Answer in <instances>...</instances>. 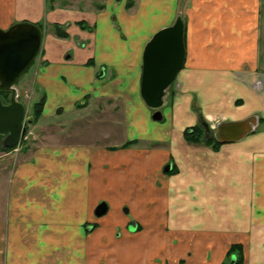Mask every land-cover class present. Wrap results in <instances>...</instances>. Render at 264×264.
I'll use <instances>...</instances> for the list:
<instances>
[{
    "label": "crops",
    "instance_id": "crops-1",
    "mask_svg": "<svg viewBox=\"0 0 264 264\" xmlns=\"http://www.w3.org/2000/svg\"><path fill=\"white\" fill-rule=\"evenodd\" d=\"M126 3L0 0L1 30L41 25L40 52L16 90L28 82V101L38 94L44 101L33 148L11 169L1 161L7 181L0 192V264H226L231 245L242 246V264H264V0H134L130 9ZM178 16L185 60L168 122L157 127L139 93L142 52ZM109 101L119 103L123 119L116 146L135 142L127 149L109 152L103 140L66 143L53 132L61 124L45 123L60 114L88 127L93 102L105 116ZM251 116L257 129L217 150L183 138L202 122L213 129ZM118 170H127L129 184L113 176ZM146 177L145 187L155 192L142 203L149 223L138 216L141 201H133ZM109 183L123 195L107 196ZM102 200L110 213L88 232Z\"/></svg>",
    "mask_w": 264,
    "mask_h": 264
},
{
    "label": "water",
    "instance_id": "water-1",
    "mask_svg": "<svg viewBox=\"0 0 264 264\" xmlns=\"http://www.w3.org/2000/svg\"><path fill=\"white\" fill-rule=\"evenodd\" d=\"M184 34L185 24L178 16L170 26L156 32L143 49L139 93L144 105L153 111V121L162 120L160 109L167 91L183 67ZM41 43L42 30L36 24L18 22L6 30L0 29V93L8 94L6 104L0 99V133L6 135L2 142L4 148H14L25 134L26 108L18 100L16 85L38 56ZM201 124L205 130L204 137H209L207 124ZM258 125L256 116L239 122H222L216 126L212 137L219 145L237 143L253 133ZM169 171L170 166H166L164 172ZM107 209V204L101 202L95 208L94 216L102 217ZM128 229L134 231L136 224L130 223Z\"/></svg>",
    "mask_w": 264,
    "mask_h": 264
},
{
    "label": "rangeland",
    "instance_id": "rangeland-1",
    "mask_svg": "<svg viewBox=\"0 0 264 264\" xmlns=\"http://www.w3.org/2000/svg\"><path fill=\"white\" fill-rule=\"evenodd\" d=\"M31 70H32V68L27 71L25 77L31 72ZM27 78L24 79L25 80L24 82L27 81ZM174 83L168 89L166 97H165V100H164V105L160 109V112L162 114V120L161 121H153L151 119L153 111L147 109L149 114H150V124L151 125L157 126V127H162L168 122L167 114H168V110H169V102H170V99H171L170 95H171V92L173 91ZM26 85L28 86L29 83L26 82ZM27 86L23 87V89L20 90V92H18L19 93V99L18 100L20 102H22L24 105H26L25 106V108H26V116H25V120H24V127L27 128V133L24 134L25 137L23 136V139L20 141V151H19L18 156L21 154V152H23V151H25V150H27L29 148H33L32 143H33L34 133L38 132L37 128H35V127L38 125V123L40 121V118H41L40 117L37 120V122H35L34 124H31V123L28 124L27 123V122H29V121H27V119L30 118L29 115L32 113L33 105L40 101V94L33 95V98H31L28 101V97H29L30 94H29V92L24 91L25 89H27ZM102 104H103V106H102L103 110H105V107H106L105 102H102ZM116 104H119V103L118 102L109 101V103L107 104V108H108V112L109 113H106V115H105L106 118H105L104 114L102 116V113L99 112L100 108L98 106L101 105L100 102H98V104L97 103L95 104V102H93L92 108L90 109L91 112L86 113V115L88 117H91L92 119L94 117L92 125L88 124V127H86V125L84 123L85 121H82V122H79V123H74L73 125H71V120L72 119L69 118V117H66V116L65 117H60V114H59L58 118H56V119H48L45 123L46 124L47 123L51 124L52 121H53L54 123L58 122L59 124H61V127L54 129L53 132L57 133L56 137L59 140H65L66 143H68L70 141H82V140H94V141H99L100 142L101 140H103L102 143H105V144H103L102 146L105 145L106 146V150L109 151V152L116 151V150H119V149H124V148H122V146H124L128 142H126V143H124V144H122L120 146H116V144H115L122 137V133H124L122 113L120 112L121 107H120V105L116 106ZM118 110H119V112H117ZM100 115L102 117V120H100ZM202 123H206V122H202ZM207 126H208V124H207ZM75 127H77V129H78V130H76V132H78L77 136H79L77 138L72 134L75 131ZM215 128L211 129L208 126L209 136L210 137L213 136V132L215 131ZM204 134H205V132H204ZM204 134H203V137H204ZM58 136H60V137H58ZM71 136H74V137H71ZM49 137L50 136H48V138ZM204 138H206V137H204ZM132 145H129L127 148L131 147ZM127 148H125V149H127ZM18 156L14 157L13 159L6 158L9 161L8 162L9 164H7V169H11L12 168L11 166H12V164L14 162H16V160L18 159ZM1 161L2 160H0V192L2 191V189L4 190L5 183L7 181V179H6V177H7L6 167H3V163H5L7 161H4V162H1ZM119 172H120V174L118 176L117 174ZM112 173H113V176H117L118 179H120V181H119L120 184H122V185H125V183L129 184L130 179H129L128 175L126 174L127 170H125V171L124 170H120V171L118 170V172L112 171ZM159 178H160V176H158L157 177L158 180L155 181L156 182L155 186H156V189H157L156 195H157L158 199H160L161 197L164 198V196H163V194H164L163 186H162L161 181H159ZM146 181H147V177L144 178V179H141V187L139 188L140 191L138 193H134L133 196H135V197L133 198V201L134 200H138V199L141 201V206L138 207V210L140 209V212L138 213V216H139V218L142 221H146V222L149 223V217H150V212L151 211L149 212V210L147 208H143L142 203L145 202L143 200L147 201L146 198H148L149 195H150V197H154L155 192L154 193L153 192L149 193V191L145 187L147 185ZM121 182H123V183H121ZM116 185H117L116 183L115 184L109 183V187H110L109 189L110 190H109L107 196H111L113 199H117L118 197L123 195L122 192L119 193L117 191ZM122 185H120L119 187L121 188ZM124 188H126V187H124ZM131 188H132V186H131ZM124 194L126 196H128V197H133V196L129 195L130 194L129 192H125ZM101 202H105L108 205V202H106L105 200H102V201H99V203L96 205V207ZM125 207L128 208L127 205ZM119 210L121 211V208ZM128 210H129V208H128ZM138 210H135V211H138ZM108 213H110V208L108 209L107 214ZM104 217H106V215H103L100 218H96L95 216H93V222L91 224L87 225V231L88 232L96 231V229L101 226L100 221ZM128 218H129V220H131L133 217H132V215H129ZM124 226L126 227V225H124ZM145 228H148V226L147 225H142L141 226V230H145ZM117 235L119 237L121 235V231L117 232ZM225 263L229 264V257L227 258V256H226V262Z\"/></svg>",
    "mask_w": 264,
    "mask_h": 264
},
{
    "label": "trees",
    "instance_id": "trees-1",
    "mask_svg": "<svg viewBox=\"0 0 264 264\" xmlns=\"http://www.w3.org/2000/svg\"><path fill=\"white\" fill-rule=\"evenodd\" d=\"M134 4V0H128L125 7L126 9H130ZM41 28V25H38ZM55 34L60 38H65L67 35L62 32V30L58 26H54ZM8 94L0 93V99L3 104L7 103ZM44 101L40 99L39 102L35 103L32 108V113L29 115L28 124H34L42 115ZM260 123L264 125V120H260ZM27 133V128L25 127V134ZM204 128L202 124L195 125L193 127L185 129L183 132L184 140L189 144L194 145H204L206 147L211 148L212 150H217L221 145L217 144L212 137L204 138ZM6 136L3 133H0V150H9V148H4L2 146L3 138ZM135 142H128L122 148H127L129 145L134 144ZM173 173V171L171 172ZM227 258L229 257V264H242L243 263V254H242V246L241 245H231L228 252ZM231 258H234V262L231 263Z\"/></svg>",
    "mask_w": 264,
    "mask_h": 264
},
{
    "label": "built area",
    "instance_id": "built-area-1",
    "mask_svg": "<svg viewBox=\"0 0 264 264\" xmlns=\"http://www.w3.org/2000/svg\"><path fill=\"white\" fill-rule=\"evenodd\" d=\"M19 151H20V142L14 148H11L9 150H0V160H4L6 158H14L19 154Z\"/></svg>",
    "mask_w": 264,
    "mask_h": 264
},
{
    "label": "flooded vegetation",
    "instance_id": "flooded-vegetation-1",
    "mask_svg": "<svg viewBox=\"0 0 264 264\" xmlns=\"http://www.w3.org/2000/svg\"><path fill=\"white\" fill-rule=\"evenodd\" d=\"M205 132V131H204ZM210 137V136H209ZM206 138H208V137H206Z\"/></svg>",
    "mask_w": 264,
    "mask_h": 264
}]
</instances>
